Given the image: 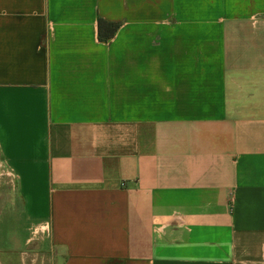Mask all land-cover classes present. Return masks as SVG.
I'll use <instances>...</instances> for the list:
<instances>
[{
	"label": "crops",
	"instance_id": "crops-1",
	"mask_svg": "<svg viewBox=\"0 0 264 264\" xmlns=\"http://www.w3.org/2000/svg\"><path fill=\"white\" fill-rule=\"evenodd\" d=\"M3 213L0 264L19 214L31 264H264V0H0Z\"/></svg>",
	"mask_w": 264,
	"mask_h": 264
},
{
	"label": "rangeland",
	"instance_id": "rangeland-1",
	"mask_svg": "<svg viewBox=\"0 0 264 264\" xmlns=\"http://www.w3.org/2000/svg\"><path fill=\"white\" fill-rule=\"evenodd\" d=\"M211 7H216V1H211ZM212 18H216V17H211ZM8 187V186H7ZM3 189H5L3 187ZM2 189V190H3ZM1 197H2V200L4 203H8V197H6V194L4 192V190L1 192ZM6 213H3L2 214V217L0 218V237L4 238V239H1L0 238V246L1 247H5L7 245H9L10 241H9V237L11 235V233H7L5 232L8 228V226L5 224V221H6ZM27 225L28 223L25 222L24 218L19 214L18 215V223H17V229H18V238L19 239H23V238H27L28 240H33V242H31L30 244L28 245H22L23 243H25V240H22V246L19 245V247H22L23 250H27V253L29 254V258L25 261V264H31L32 261L31 260H34L35 258L33 257V255L31 254V248H35L37 247L36 245L42 241H46L47 237L43 234L41 235H36L33 233V230L30 229L27 233H26V228H27ZM8 238V239H7ZM41 238H44V240H41ZM21 243V241H19V244ZM0 254H2V252H0ZM0 257L3 258V256L1 255ZM8 258V257H6ZM35 264H48V261L45 260V259H42L41 256H39V258H37L36 260V263ZM51 264V263H50Z\"/></svg>",
	"mask_w": 264,
	"mask_h": 264
},
{
	"label": "built area",
	"instance_id": "built-area-1",
	"mask_svg": "<svg viewBox=\"0 0 264 264\" xmlns=\"http://www.w3.org/2000/svg\"><path fill=\"white\" fill-rule=\"evenodd\" d=\"M44 228L46 229L45 226H44ZM39 232H42V229L41 228H36L33 233L37 235Z\"/></svg>",
	"mask_w": 264,
	"mask_h": 264
}]
</instances>
